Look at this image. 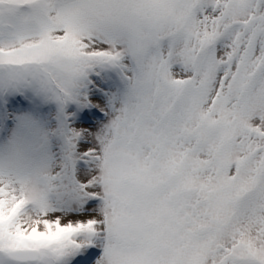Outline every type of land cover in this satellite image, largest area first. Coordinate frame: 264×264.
<instances>
[{
    "label": "snow or ice",
    "instance_id": "snow-or-ice-1",
    "mask_svg": "<svg viewBox=\"0 0 264 264\" xmlns=\"http://www.w3.org/2000/svg\"><path fill=\"white\" fill-rule=\"evenodd\" d=\"M0 264H264V0H0Z\"/></svg>",
    "mask_w": 264,
    "mask_h": 264
}]
</instances>
